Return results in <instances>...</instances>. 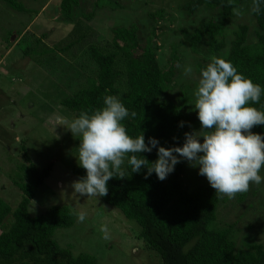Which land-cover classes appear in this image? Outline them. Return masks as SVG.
Returning a JSON list of instances; mask_svg holds the SVG:
<instances>
[{
  "label": "trees",
  "instance_id": "1",
  "mask_svg": "<svg viewBox=\"0 0 264 264\" xmlns=\"http://www.w3.org/2000/svg\"><path fill=\"white\" fill-rule=\"evenodd\" d=\"M243 0H187L179 9L191 17L198 9H207L218 20L201 19L189 31L179 29L182 42L193 53L198 46L203 48L195 70L206 67L212 56L230 61L239 74L250 78L264 89V0H261L259 14L251 12L254 21V39H248V26L236 25L229 40L225 38V20L232 18L233 9ZM252 5V0H248ZM9 10L25 12L17 0H0ZM105 5L119 8L110 0H59V20L73 22L76 10L84 8V19L90 20L95 8ZM163 11L147 14L150 33L143 41L136 37V28H114L111 38L104 47L89 46L88 56L94 64V73L86 79V86L70 97L64 98L60 105L73 117L80 112L91 114L102 108L104 97L112 95L136 117L122 121L128 135L135 138L144 134L145 142L149 137L158 140L165 148L182 146L184 133L200 130L197 115L187 112L186 97L180 94L177 102L167 98L172 92L176 59L173 51L167 67L162 69L156 60L155 24L163 18ZM79 22V21H78ZM82 36L79 37L81 40ZM23 40L20 37L17 45ZM66 48L61 51H64ZM226 49L223 57L221 52ZM28 54L27 49L23 50ZM123 89L120 95L121 89ZM251 104V102H250ZM264 111V91L260 103L252 104ZM183 123L181 127L180 124ZM264 136V126L251 129ZM176 139H173V138ZM78 147L79 140L76 141ZM148 161L157 159V150L141 153ZM25 161L27 157L24 158ZM186 160L175 165L174 171L163 181L155 173L147 179L146 168L139 173H131L124 179H110L108 194L99 197L107 206L119 211L138 228V239L154 251L160 259L159 264H264V247L258 243H247L245 250H235L228 230L213 229L217 205L221 197L208 181L193 190L185 189L180 182ZM20 170L24 180L13 184L21 193V199L11 208L0 199V264H96L95 259L84 253L73 255L69 248L60 247L53 234L57 229H68L73 225L74 215L66 206H51L43 213L29 215L28 205L35 197L37 189L48 177L51 163L41 169L28 162ZM72 172L76 179L86 175L84 169L75 165ZM246 193H238L233 200L241 203Z\"/></svg>",
  "mask_w": 264,
  "mask_h": 264
},
{
  "label": "rangeland",
  "instance_id": "2",
  "mask_svg": "<svg viewBox=\"0 0 264 264\" xmlns=\"http://www.w3.org/2000/svg\"><path fill=\"white\" fill-rule=\"evenodd\" d=\"M17 1L25 12L11 11L0 3V199L15 208L22 195L13 183L24 180L20 166L30 162L41 169L51 163L48 177L29 202L28 213L37 215L51 206L70 209L73 225L53 234L60 247L69 248L73 255L88 254L96 264H159V256L138 239L139 228L132 221L100 198L74 193L71 184L77 179L72 169L78 165L75 156L78 139L63 126H56L55 121L57 116L73 118L60 103L84 88L86 79L94 73L88 47H104L110 41L112 29L130 24L135 26L139 41H143L150 33L147 14L157 10L164 12L154 32L158 65L165 69L173 51L178 61L174 87L167 98L177 102L179 95L184 94L187 112L197 115L191 106L200 75L195 67L205 53L200 46L195 53L189 50L179 29L186 27L192 31L199 20L216 21L218 17L207 9H198L187 17L179 9L187 0H110L119 8L109 5L95 8L90 20L84 19L85 10L80 8L73 22H63L58 17L59 0ZM236 9L242 14L233 12L232 18L223 22L225 38L229 40L236 25L245 24L252 41L255 24L251 4L243 0ZM20 37L23 40L17 45ZM25 49L27 55L23 53ZM225 53L226 49L220 57ZM188 65L193 69L191 75L184 73ZM198 171V167L185 162L180 175L185 189L193 190L207 182ZM260 175L262 183L251 184L243 202L237 203L227 196L221 198L215 220L209 226L227 229L236 251L245 250L247 243L264 247V169ZM81 211L87 213L84 222L77 219L76 214ZM102 225L109 229V240L103 239Z\"/></svg>",
  "mask_w": 264,
  "mask_h": 264
},
{
  "label": "clouds",
  "instance_id": "3",
  "mask_svg": "<svg viewBox=\"0 0 264 264\" xmlns=\"http://www.w3.org/2000/svg\"><path fill=\"white\" fill-rule=\"evenodd\" d=\"M233 11L242 14L239 9ZM250 11L259 14L261 0H252ZM192 71L190 65L185 66V75H191ZM262 91L259 84L239 74L230 61L212 56L206 67L200 69L191 105L197 113L201 134L185 132L182 146L168 148L159 146L153 137L146 143L143 132L135 138L128 135L122 121L129 115L136 117L137 113L129 114L112 95L105 96L104 106L91 114L82 111L72 119L57 116L56 126H63L79 140L75 156L86 175L72 182L74 193L96 198L106 196L110 179H124L129 175L125 165L130 166V174L139 173L143 167L147 169L146 179L155 173L163 181L184 160L191 167H198V175L207 179L219 197L232 199L238 193H246L251 184L262 183L264 136L251 131L256 126H264V111L251 106L260 103ZM154 148L157 150L155 161L150 162L141 155ZM76 215L79 222L87 218L83 211ZM100 232L104 240L111 238L107 225H102Z\"/></svg>",
  "mask_w": 264,
  "mask_h": 264
},
{
  "label": "crops",
  "instance_id": "4",
  "mask_svg": "<svg viewBox=\"0 0 264 264\" xmlns=\"http://www.w3.org/2000/svg\"><path fill=\"white\" fill-rule=\"evenodd\" d=\"M19 39H20V38H18L17 41H19ZM4 51L7 53V50H4ZM6 53H5V54H6Z\"/></svg>",
  "mask_w": 264,
  "mask_h": 264
}]
</instances>
